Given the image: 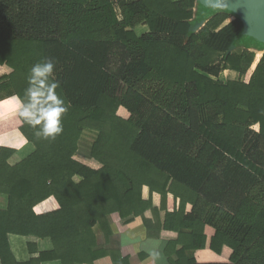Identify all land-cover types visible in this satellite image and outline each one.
I'll list each match as a JSON object with an SVG mask.
<instances>
[{"label": "trees", "instance_id": "16d2710c", "mask_svg": "<svg viewBox=\"0 0 264 264\" xmlns=\"http://www.w3.org/2000/svg\"><path fill=\"white\" fill-rule=\"evenodd\" d=\"M230 18L201 0H0V100L52 58L68 109L55 139L19 117L27 148L0 149L2 264H21L10 234L53 244L23 264H131L106 246L115 215L170 264H264V53Z\"/></svg>", "mask_w": 264, "mask_h": 264}, {"label": "crops", "instance_id": "0c3cea01", "mask_svg": "<svg viewBox=\"0 0 264 264\" xmlns=\"http://www.w3.org/2000/svg\"><path fill=\"white\" fill-rule=\"evenodd\" d=\"M144 31H146L145 28L141 32ZM10 73L11 69L9 67L0 65V77ZM251 74L247 75L245 80H248ZM223 75L225 79L220 78L222 81L238 78V75L233 72H224ZM13 97L16 96L0 100V149L6 147L21 152L27 148V141L20 131L22 123L18 115L17 101L13 100ZM93 163L95 164L93 168H96L98 166L97 162L94 161ZM8 207V196L0 193V211H7ZM111 223L114 233L111 241L106 245L109 249H116L121 252L122 256L130 257L131 264H170L165 256V240L149 238L139 218L125 223L115 215L112 216ZM8 242L16 261L21 264L37 259L41 253L53 250L50 239L10 234ZM152 253H159L160 259L154 260ZM0 264H2L1 259ZM42 264L62 263L60 261H46Z\"/></svg>", "mask_w": 264, "mask_h": 264}, {"label": "clouds", "instance_id": "9594fccd", "mask_svg": "<svg viewBox=\"0 0 264 264\" xmlns=\"http://www.w3.org/2000/svg\"><path fill=\"white\" fill-rule=\"evenodd\" d=\"M56 62L52 58L34 64L28 75L25 97H13L17 101L18 115L36 131L37 137L55 139L63 131L61 119L67 112L64 100L58 95V83L54 77ZM159 260V253H152Z\"/></svg>", "mask_w": 264, "mask_h": 264}, {"label": "water", "instance_id": "95a60500", "mask_svg": "<svg viewBox=\"0 0 264 264\" xmlns=\"http://www.w3.org/2000/svg\"><path fill=\"white\" fill-rule=\"evenodd\" d=\"M212 9L223 8L237 14L245 24L243 39L264 47V0H201ZM200 26V25H198ZM193 30L195 31L197 28Z\"/></svg>", "mask_w": 264, "mask_h": 264}, {"label": "rangeland", "instance_id": "374dc122", "mask_svg": "<svg viewBox=\"0 0 264 264\" xmlns=\"http://www.w3.org/2000/svg\"><path fill=\"white\" fill-rule=\"evenodd\" d=\"M217 11H225V10L223 8H219V9H217ZM236 17H238L237 14L231 13V18L228 21H230V20H232V19H234ZM142 29L143 28L140 27L139 28V32H141ZM246 47H249V49H252V50L256 51L257 59H259L262 56V54L264 53V47H262L260 44H258L255 41H249L247 43ZM252 71H253V69L251 71H249V73L251 74ZM249 73L247 75H250ZM222 75H221L220 78L221 79H225V76L224 75L222 76ZM95 135H96V133H94V132H86L84 134L83 139H82L81 144H80L81 145L80 146V151L78 152V156H77V158L80 161H83V163H85L86 165L91 166V167H95V164L93 163L94 161L93 160H89L90 158H87V156H88V151L90 149V146L94 142Z\"/></svg>", "mask_w": 264, "mask_h": 264}]
</instances>
